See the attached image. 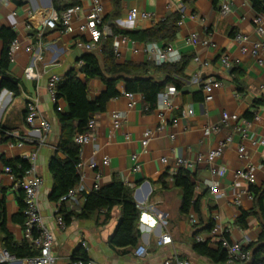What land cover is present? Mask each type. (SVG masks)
<instances>
[{
	"label": "crops",
	"instance_id": "obj_1",
	"mask_svg": "<svg viewBox=\"0 0 264 264\" xmlns=\"http://www.w3.org/2000/svg\"><path fill=\"white\" fill-rule=\"evenodd\" d=\"M170 1L172 6L168 8L165 0H103V23L111 32L115 31L110 38L111 45L117 46L118 50L117 54L114 53L115 61L147 63L150 61L142 50L144 41L133 39L124 32L146 30L175 13L179 5L184 8L183 22L177 27L174 38L153 41L162 47L166 44L181 56L189 57L184 69L187 77L182 80L176 96L177 109L173 112L178 116L177 123L172 124L170 115H167L162 130L155 132L142 146L143 132L148 128L155 129L160 119L155 109H147L139 93H135V103L131 106L130 99L124 94L127 92L124 82L118 81L116 86L120 94L110 98L103 111L94 114L93 139L81 148L80 157L86 163L93 159L96 165L92 168L83 166L82 176L75 185L78 191L64 200L67 210L77 212L83 204L84 194L94 188L107 185L114 179L131 187L133 199L140 209L138 244H144L147 249L144 257H137L133 252L135 247H112L108 243L120 217L118 206H113L107 215L103 208L88 218L71 216V222L65 229H59L54 219L55 205L48 198L52 187L48 160L56 150L60 124L46 81L51 75L63 76L71 69L79 70L76 62L84 51L75 47L73 40L77 37L86 40L88 36L79 34L77 29L67 33L42 26L43 14L39 10L60 11L66 5L79 4L81 11L73 22L77 26L89 11L90 0H0V26L15 30V38L20 43L9 64L10 72L20 81V94L14 96L7 89L0 91V127L5 131L4 137L0 135V155L10 159L35 154L37 172L43 178L38 204L45 224L54 235V264H68L76 248L84 250L96 264H160L172 257L188 259L191 264H231L213 262L193 249L196 235L208 240L209 246H217L206 228L207 221L212 220L215 214L219 215L220 224L227 229L231 240L242 241L256 258H264V223L254 214L245 218L244 226L235 222L241 211L249 210L253 204L252 197L248 195L249 184L235 176L236 169L252 165L256 177L254 185L260 186L264 182V144L251 141L253 137L258 140L264 136V105L256 108L259 120L251 122L247 137L240 138L233 133L231 142L220 157L187 168L195 182L194 195L199 197V212L193 209L188 213L180 211L181 192L173 186L170 175L173 159L194 160L230 131L229 126L222 125L217 132L204 137V125L218 123L222 111L244 117L246 110H252V100L264 93V56L263 63L259 64L250 53L240 52L239 44L233 38L235 33L243 32L251 40L264 41V34L258 35L251 23L256 11L251 0H230L231 11L226 15L219 11V0ZM131 8L153 12L156 20L136 18L131 21L128 18ZM189 35L195 36V43L186 41ZM121 36H126L127 40L122 41ZM100 42L93 51L102 64L105 56ZM27 46L31 47L30 51L25 49ZM37 54L41 59L34 58ZM223 54L230 58L228 68L221 62ZM28 66L33 67L36 77L26 75ZM233 67L239 69L238 77L244 87L242 92H238L232 80ZM148 72L155 77L161 76L151 67ZM210 78L221 81V85L213 89L212 99L205 101L202 85ZM87 87L89 99H94L104 90L99 78L90 79ZM30 98L36 99L40 113L50 122L48 133H44L38 123L33 126L25 123V103ZM57 103L60 110L67 109L63 99L59 98ZM115 111H123L125 115L117 129L111 123V114ZM239 144L244 146V158L238 154ZM134 153L135 160L132 158ZM163 156L167 157L168 163L160 160ZM136 163L139 169L133 170ZM220 167L224 169L223 173L212 172V169ZM212 179L218 181L223 192L217 198L208 192L207 184ZM17 192L12 174L0 159V199L5 202V226L16 241H21L26 239L23 227L12 220L19 210ZM238 194L237 203L234 199ZM190 218L194 221L191 222ZM196 230L198 232L194 235ZM162 234H167L171 241L157 244ZM1 236L0 232V248H3Z\"/></svg>",
	"mask_w": 264,
	"mask_h": 264
},
{
	"label": "trees",
	"instance_id": "obj_2",
	"mask_svg": "<svg viewBox=\"0 0 264 264\" xmlns=\"http://www.w3.org/2000/svg\"><path fill=\"white\" fill-rule=\"evenodd\" d=\"M252 7L256 12L264 11V0H251ZM66 5L65 7H67ZM177 12L158 21L152 27L136 31L124 32L125 35L133 39H142L144 43L157 40H171L177 30ZM115 33V31L112 32ZM16 37V32L10 27L0 26V40L2 49L0 51V91L9 90L14 96L20 94V81L12 75L9 69L10 55L9 45ZM112 36L100 39L104 59L100 63L94 51H84L78 59L83 61L79 70L71 69L55 85L56 97L66 102V110H56L57 119L60 124V135L56 144V150L49 157L48 170L52 177V187L48 198L57 207V212L63 217L66 225L71 222V216L76 218H88L92 213L103 208L106 215L113 206L120 209V217L113 233L108 238V243L112 247H136L140 236L137 228V220L140 216V209L132 196V188L125 185L122 181L114 179L107 185L94 188L84 194V201L79 211L67 210L64 200L61 197L72 189L80 179L76 169L79 161V146L73 137L76 133L84 132L87 129V122L95 113L105 109L106 102L117 95L118 81L124 82V90L139 93L142 96L148 110H153L156 105L157 94L168 84L174 85L179 90L182 80L187 76L184 69L189 60L187 56H180L177 62H165L161 64L133 63L131 61L117 62L114 59L113 46L110 43ZM165 46H167L165 44ZM164 46V47H165ZM158 71L161 76L155 77L149 73V68ZM232 80L237 86L238 92H242L244 87L238 77L239 69H231ZM82 75V78L80 75ZM92 78H99L104 85V90L94 99L88 98L87 82ZM264 105V93L252 100V110H246L243 114L245 118L253 116L256 108ZM1 137L5 136L3 127H0ZM3 164L9 168L13 176L14 184L21 180L25 170L29 167L26 158L17 157L7 159L0 155ZM173 186L180 189L181 203L180 211L188 213L190 209L199 212V197L194 195L195 182L192 173L185 167H178L172 174ZM165 183H163L164 185ZM17 192V202L19 210L12 216L14 222L23 227L25 214L23 202V190L20 187ZM249 193L252 197V207L249 210H242L235 219L240 226L245 225V218L249 214H254L264 223V182L260 185H249ZM5 202L0 199V232L1 245L10 254L17 258L32 256L37 253V249L28 243L26 239L16 241L12 233L5 226ZM212 220L209 219L206 228L209 230ZM197 230L194 235L197 234ZM228 236L227 232L225 233ZM205 241H193V249L196 253L208 257L213 262H224L226 259L225 251L217 245L211 247ZM245 249H249L243 245ZM250 250V249H249ZM253 255V253H252ZM255 259L263 260L264 258ZM84 250L75 249L72 254V261L76 259H87ZM4 264V263H0Z\"/></svg>",
	"mask_w": 264,
	"mask_h": 264
},
{
	"label": "built area",
	"instance_id": "obj_3",
	"mask_svg": "<svg viewBox=\"0 0 264 264\" xmlns=\"http://www.w3.org/2000/svg\"><path fill=\"white\" fill-rule=\"evenodd\" d=\"M166 1V7L170 8L172 2L170 0ZM43 14V19L41 21L42 26L50 29H58L61 32L72 33L77 29L79 34H86L88 38L86 40L81 37H77L73 40L75 47L83 51H93L97 44H99L102 36L111 35V29L108 28L103 23V0H90L89 11L84 16V20L80 22L77 26L73 25L74 20L77 18L81 11L79 4H71L60 11L56 10H39ZM219 11L221 14L226 15L231 11L230 0H219ZM176 12L179 14V18L176 22L177 26L181 25L184 17V8L179 5ZM129 20L133 21L136 18L140 19H150L156 20L155 14L147 10L136 8H131L128 11ZM251 23L254 30L258 35L264 34V11L256 12L252 18ZM29 28V24H26ZM234 40L239 44V50L242 53H250L259 64L263 63V53H264V41L263 40H251L248 34L243 32H237L234 35ZM121 40H127L126 36H121ZM187 42L195 43V36L189 35L186 38ZM20 48L19 41L14 38L9 45V55L11 57L12 53ZM26 50L30 51L31 47H25ZM114 53L117 54V46H113ZM142 50L145 52L147 59L154 64H161L165 62H177L180 59V54L176 49L170 46L162 47L156 42L150 41L143 43ZM34 58L41 59V55L37 54ZM197 59V57H195ZM222 64L228 68L231 65L230 58L228 55L223 54L221 56ZM83 61L78 59L76 62V67L82 65ZM206 65L207 63L204 62ZM26 75L31 77H36V73L33 71L32 66L26 68ZM60 75H51L46 81V89L51 102L56 105V110H60L56 97L55 85L60 80ZM221 85V81L216 78L207 79L203 85L202 90L204 93V100L210 101L213 96V89ZM178 90L172 84H168L157 94L155 111L160 119V124L156 126L155 129L148 128L143 132V138L141 139V145L145 146L148 141L153 137L154 133L161 131L163 128L164 120L167 115H170V122L176 124L178 121V116L174 115L173 112L177 109L176 96ZM124 94L130 99V105L135 103V93L124 92ZM147 107V106H146ZM184 115V111H181ZM123 111H115L111 114L112 127L117 129L120 127L122 120L124 119ZM259 120V114L257 111L254 112L251 119L244 118L237 113H228L227 111L221 112V118L218 123L206 124L202 128V134L204 137H208L211 134L217 132L220 127L229 126L230 131L217 143L209 148L204 154L197 155L194 160H189L183 157H176L173 159V165L170 171L172 175L178 167L191 168L195 164L206 161L212 162L213 160L220 157L227 147V145L232 140L233 133L239 135L240 138H245L248 136V127L252 121ZM25 123L29 126H33L36 123L39 124L44 133H48L51 128V124L45 117L42 116L38 109V104L36 99L30 98L26 100L25 103ZM95 129V118L94 115L90 117L87 122V129L84 132L76 133L73 137L75 143L79 146V161L76 164L77 172L79 176H82V168L84 165H88L90 168L96 165V161L90 159L87 163L80 157L81 148L90 143L93 139V131ZM252 143L264 144V136L255 140L254 137L251 139ZM21 145L20 142H17ZM238 154L240 158L245 157V149L242 144L238 146ZM29 162V167L25 170L21 180L16 183V187H20L23 190V202H24V214L25 219L23 223L24 236L28 243L33 245L37 249V253L32 256H26L22 258H17L10 254L5 248H0V263L4 264H54L55 256L52 253L54 235L50 228L45 224L43 216L39 209L38 196L40 189L43 185V178L38 174L35 162V154L28 155L24 157ZM132 158L136 159V154H132ZM105 162H107V156L104 157ZM163 163H168L167 157H161L160 159ZM139 165L136 163L133 165V170H138ZM9 171V168L6 167ZM224 169L220 167L219 169H212L213 173H223ZM235 176L241 178L249 185L255 184L256 177L254 174V166L246 165L242 166L235 171ZM208 192L215 198L223 195V192L219 189V183L217 180L212 179L208 181L207 184ZM78 191L77 186L70 189L65 195L61 197V200H66ZM251 197V194L248 193ZM235 202H239V194L234 199ZM54 219L57 227L59 229H65L66 224L60 213L57 212V207L55 206ZM191 222L194 221L190 218ZM227 229L222 227L220 224L219 215L215 214L212 217V225L209 229V237L219 245L224 251L227 263H239V264H264V259H255L252 252L249 249L243 247L242 241L231 240L225 235ZM196 241H205V238L201 235H196ZM171 241V238L167 234H162L157 239V244H165ZM134 255L137 257H144L146 255L147 249L144 244H137L133 250ZM68 264H96L92 259H76L70 261ZM160 264H191L188 259L172 257L165 260Z\"/></svg>",
	"mask_w": 264,
	"mask_h": 264
}]
</instances>
